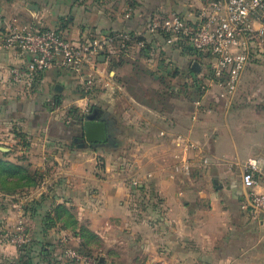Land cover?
I'll return each mask as SVG.
<instances>
[{"label":"crops","instance_id":"0c3cea01","mask_svg":"<svg viewBox=\"0 0 264 264\" xmlns=\"http://www.w3.org/2000/svg\"><path fill=\"white\" fill-rule=\"evenodd\" d=\"M192 7L189 0H0V264H78L66 247L110 264H264V209L249 206L242 179L246 161L260 160L264 188V125L245 129L204 53L148 31L156 15H188ZM11 25L73 39L131 31L147 42L127 51L111 45L90 98L58 66L24 94L10 70L29 56L2 46ZM56 98L100 108L116 144L79 146L81 123L64 120L50 105ZM262 115L251 118L262 124ZM182 160L189 175L176 170ZM11 164L36 184L3 189L19 177H7ZM22 213L32 236L25 251L10 241Z\"/></svg>","mask_w":264,"mask_h":264},{"label":"built area","instance_id":"2783aa9c","mask_svg":"<svg viewBox=\"0 0 264 264\" xmlns=\"http://www.w3.org/2000/svg\"><path fill=\"white\" fill-rule=\"evenodd\" d=\"M148 31L152 36L164 37L167 44L188 46L204 53L210 60L212 74L224 90L221 95L231 99L239 89L251 57L264 54V0H205L188 15H156L149 21ZM142 37L144 35L140 33L116 30L73 39L62 30L11 25L3 37L2 46L19 49L29 56L26 63L10 70L11 80L21 93L34 91L41 75L58 66L71 71L85 97L90 98L97 85L101 55L113 44L123 51L129 50L133 42L144 46L147 40ZM51 104L58 107L55 100ZM196 105L199 111L202 104L197 101ZM90 107L85 108L84 113ZM189 146L195 148L198 144L189 142ZM176 170L189 175L191 164L182 160ZM261 172L260 160L249 158L246 161L242 179L251 189L248 203L254 212L264 209V188H258L262 187L257 175ZM12 231L11 241L17 247L30 243L23 213ZM64 254L78 264H110L102 262L96 254L72 247H66Z\"/></svg>","mask_w":264,"mask_h":264},{"label":"rangeland","instance_id":"374dc122","mask_svg":"<svg viewBox=\"0 0 264 264\" xmlns=\"http://www.w3.org/2000/svg\"><path fill=\"white\" fill-rule=\"evenodd\" d=\"M205 1V0H200ZM189 3H192V10L196 9L199 5L196 0H189ZM180 14H184L183 12H178ZM55 100V99H54ZM230 102L232 101L233 104L231 108H234L232 111L234 114L241 115L242 118L245 120L244 125L246 126V130H252L255 132V128L259 129L260 125H264V122L260 124L259 122L253 121L251 116L254 114L262 113L263 120H264V54L252 56L247 68L243 72L239 89L236 95L228 99ZM53 101V100H52ZM51 106L53 104H50ZM81 106V105H80ZM78 106L76 103L73 104H59L58 107H54L57 112L62 114L61 117L64 120H69L74 117V114H79L80 116L84 115V111L82 110L83 107ZM92 106V104L90 105ZM243 108H248L243 109ZM72 114V115H71ZM41 133V132H40ZM39 137H44L45 135L39 134ZM120 141H124L123 136L117 137ZM29 139L22 138L24 144L28 142ZM31 142V141H29ZM70 143L75 144L73 141L70 140ZM109 145V143H107ZM76 145V144H75ZM18 221V219H17ZM17 221L15 223H17ZM16 224H14L15 226ZM13 226V227H14ZM13 230V229H12ZM11 231V235H12ZM30 233V232H29ZM10 235V241H11ZM31 236V234H30ZM32 239V236H31ZM12 242V241H11ZM15 245V244H14Z\"/></svg>","mask_w":264,"mask_h":264},{"label":"water","instance_id":"95a60500","mask_svg":"<svg viewBox=\"0 0 264 264\" xmlns=\"http://www.w3.org/2000/svg\"><path fill=\"white\" fill-rule=\"evenodd\" d=\"M200 62L194 61L193 68L196 71L200 70ZM57 89H61L60 85H57ZM83 136L76 138L77 140L84 141L79 146H85L86 142H110L116 144V139L108 131V123L102 116V110L92 105L88 112L82 116ZM102 262H105L104 258H101Z\"/></svg>","mask_w":264,"mask_h":264},{"label":"trees","instance_id":"16d2710c","mask_svg":"<svg viewBox=\"0 0 264 264\" xmlns=\"http://www.w3.org/2000/svg\"><path fill=\"white\" fill-rule=\"evenodd\" d=\"M142 38H144V37H142ZM190 48V47H189ZM55 101H56V103L59 105L60 103H61V100H59L58 98H56L55 99ZM72 115V114H71ZM83 116V115H82ZM82 116H80L79 114H77V115H75L74 114V117L72 118L73 120H72V122L74 121V119L75 120H78V122H80L81 123V132L83 133V125H82ZM71 122V123H72ZM70 123V124H71ZM96 143H99V142H95L94 144H96ZM107 143H110V142H108L107 141ZM3 163V161L0 159V164H2ZM8 168H11L12 170H14L15 172H12V173H10L9 172V174L7 175V177L9 176V175H18L19 177H18V180H16L15 182H13V184L12 185H8V186H4V187H2L3 189H7V190H13V189H15V188H17V187H24V186H26V185H33V184H36V179L35 178H33L29 173H28V171L25 169V167H23V166H21V165H16V164H11V165H8ZM27 178V181H22L23 179H26ZM8 180V179H7ZM32 242V239H31V241H30V243ZM29 243V244H30ZM28 244V245H29ZM27 245V246H28ZM27 246H25V247H21L20 248V250L21 251H25L28 247ZM85 252H88V253H91V251H85Z\"/></svg>","mask_w":264,"mask_h":264},{"label":"flooded vegetation","instance_id":"af4514ba","mask_svg":"<svg viewBox=\"0 0 264 264\" xmlns=\"http://www.w3.org/2000/svg\"><path fill=\"white\" fill-rule=\"evenodd\" d=\"M79 136H80V135H79ZM76 138H77V137H76ZM75 141H76V139H75ZM76 142H77V144L79 145V144L85 142V140H84V141L77 140Z\"/></svg>","mask_w":264,"mask_h":264}]
</instances>
